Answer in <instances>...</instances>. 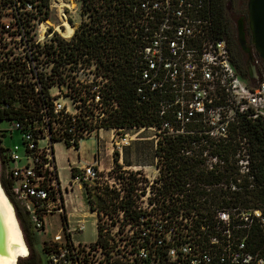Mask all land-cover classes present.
Segmentation results:
<instances>
[{
	"label": "built area",
	"instance_id": "built-area-1",
	"mask_svg": "<svg viewBox=\"0 0 264 264\" xmlns=\"http://www.w3.org/2000/svg\"><path fill=\"white\" fill-rule=\"evenodd\" d=\"M113 6L120 44L101 63L71 44L78 27L63 38L46 25L50 0H0V180L33 232L45 234L46 217L59 215L43 241L45 264H264L259 58L248 76L238 70L209 0ZM126 64L150 127L109 125ZM133 131L152 133L151 163H118ZM104 132L117 169L101 167ZM88 139L97 144L92 162L69 168L95 219L96 240L81 244L73 239L85 223L67 222L54 145L74 151ZM189 195L203 197L187 204Z\"/></svg>",
	"mask_w": 264,
	"mask_h": 264
},
{
	"label": "trees",
	"instance_id": "trees-1",
	"mask_svg": "<svg viewBox=\"0 0 264 264\" xmlns=\"http://www.w3.org/2000/svg\"><path fill=\"white\" fill-rule=\"evenodd\" d=\"M114 1L80 0L81 14L87 20L84 22L85 24L78 27L71 44L82 56L87 54L102 63L104 59H112L118 53L117 49L120 41L113 25L118 14L113 12L115 10ZM227 1L230 0H209L214 21L220 29L221 35L226 39L230 35L229 24L225 22L224 16L225 6H228ZM103 21H105L106 30L101 29L103 28ZM57 41L60 44H65L60 39H57ZM125 66L124 80L121 81L120 78H117L115 81L116 92L111 94V97L119 103V113L118 116L111 119L109 125L115 128L150 127L155 123V120L147 116V112L143 107L136 105L133 90L128 81L127 64ZM107 69L109 70V66H107ZM254 133H256L255 129ZM201 197L203 196L189 195L185 196L184 200L187 204L196 203ZM20 264H40V261L35 254H32L25 263Z\"/></svg>",
	"mask_w": 264,
	"mask_h": 264
},
{
	"label": "rangeland",
	"instance_id": "rangeland-1",
	"mask_svg": "<svg viewBox=\"0 0 264 264\" xmlns=\"http://www.w3.org/2000/svg\"><path fill=\"white\" fill-rule=\"evenodd\" d=\"M248 0H230L227 1L228 6H225L224 10V16H225V22L228 24H235V21L239 19L240 17H243V15L246 14V6H247ZM77 6H71V3H69L68 0H50V6L52 9L50 10L49 14V21L51 23V28L59 26V31L61 33V36L63 38H66V35H62V32L66 31L65 28H61V20L59 16V9H60V16H64L71 26L79 27L80 25L85 24L84 22L87 20L85 19V16L81 14V7H80V0H76ZM60 4V5H59ZM69 6V7H67ZM60 7V8H59ZM58 12V13H57ZM62 19V18H61ZM48 26V25H47ZM136 134V135H135ZM131 137H133V140L140 139V138H150L152 136V133L149 131H133L129 134ZM135 135V136H133ZM93 139H88L84 143L87 145V150H92L93 144L89 141ZM19 138L14 135L12 139L5 138L4 139V145L5 146H11L14 142H18ZM94 141V140H93ZM102 141L106 142L104 147V152L102 156V162L101 166L103 170H108L112 167H116L117 169L118 165L116 162L107 161V155L112 157V160H118V154L115 152H112V148L110 146V143L108 142V132L102 133ZM95 142V141H94ZM151 145V141L148 142ZM62 145L60 143H56L54 145V153L55 156H58L59 154L63 153L61 151ZM150 151V146H149ZM62 159L64 160L63 164H70L74 161V156L72 153H67V156H62ZM57 165V162H56ZM60 179L62 180V188H64V181H67V183L70 182V174L67 172H64L60 175ZM5 195L8 198V200L11 202L14 212L16 215V219L18 221L19 227L21 229L24 242L28 248L29 255L26 258L20 259L18 264L25 263L32 254H35L40 261V264H45L44 256L42 253V246L43 241L48 242L49 240H52V236L49 237L47 234H38L36 232H33L32 226L28 223L27 217L22 213L21 209L19 208L17 202L11 198L9 193L6 189H4ZM71 192H69L72 197H76L75 201L78 202V204H82V199L80 193H78L77 188H70ZM64 192V190H63ZM66 199V196L63 198ZM85 205V202H84ZM25 219V220H24ZM24 220V221H23ZM46 220L48 222V226H46V229L49 230V233L55 234L60 226V217L57 214H51L46 217ZM77 221H83L85 223V230L83 231L82 235L74 237L73 241L79 242L81 244H90L93 243L96 240V228H95V219L92 215H81L77 218ZM45 244V243H44Z\"/></svg>",
	"mask_w": 264,
	"mask_h": 264
},
{
	"label": "crops",
	"instance_id": "crops-1",
	"mask_svg": "<svg viewBox=\"0 0 264 264\" xmlns=\"http://www.w3.org/2000/svg\"><path fill=\"white\" fill-rule=\"evenodd\" d=\"M109 137V136H108ZM93 144L92 150H87V144L82 143L78 150H66L63 146L61 148V151L63 153L59 154L56 157V162H57V167L59 169L60 175L64 172H67L70 174V169L69 168H77L81 167L85 164H90L92 162V156L94 149L97 147V144L93 140H89ZM149 138H140L136 139L131 142L130 147L126 148L122 154L121 159L118 160V163H124L127 166H132L135 164H140V163H145L149 164L151 163V151H149V146L151 149V145L148 143ZM67 153H72L74 156V161L70 164H63L64 160L62 159V156H67ZM107 161L112 162V157L107 155ZM102 166V165H101ZM103 167V166H102ZM62 182V180H61ZM64 192H63V198L66 196V199H63V205H64V212L65 216L67 218L68 224H74L77 222V218L81 215L84 216L86 213L84 212V198H83V193L81 190V186L79 185H70L67 183V181H64ZM77 188L78 193L81 195L82 199V204H78L77 201L73 200L76 197L72 199L71 195L69 192H71L70 188ZM46 226H48L47 220H45V233L47 236L51 237L54 234L49 233V230L46 229Z\"/></svg>",
	"mask_w": 264,
	"mask_h": 264
},
{
	"label": "bare ground",
	"instance_id": "bare-ground-1",
	"mask_svg": "<svg viewBox=\"0 0 264 264\" xmlns=\"http://www.w3.org/2000/svg\"><path fill=\"white\" fill-rule=\"evenodd\" d=\"M60 9H59L58 17H60L61 20V28L63 27L66 30L65 32L64 31L62 32V35L64 34L68 37L69 34L71 33L72 26L63 15L60 16ZM46 25L51 26V23L47 21ZM0 213L6 231L7 249L9 251V257L7 259L1 258L0 264H16L17 257L26 258L29 255V251L24 242L23 235L19 227L18 221L15 217L13 207L10 204V201L7 199L5 193L1 189V186H0Z\"/></svg>",
	"mask_w": 264,
	"mask_h": 264
},
{
	"label": "flooded vegetation",
	"instance_id": "flooded-vegetation-1",
	"mask_svg": "<svg viewBox=\"0 0 264 264\" xmlns=\"http://www.w3.org/2000/svg\"><path fill=\"white\" fill-rule=\"evenodd\" d=\"M229 33L230 35L226 40L234 63L241 73L247 76L251 73L254 57H258L263 66L262 60L252 44V34L247 17V6L246 14L237 19L235 24H229Z\"/></svg>",
	"mask_w": 264,
	"mask_h": 264
},
{
	"label": "water",
	"instance_id": "water-1",
	"mask_svg": "<svg viewBox=\"0 0 264 264\" xmlns=\"http://www.w3.org/2000/svg\"><path fill=\"white\" fill-rule=\"evenodd\" d=\"M247 17H248L249 28L252 34V44L255 48V51L258 53L259 57L261 58L262 64L264 66V0H248ZM0 186L1 189L3 190L1 180H0ZM8 257H9V251L7 249L6 231L0 213V259L1 258L7 259ZM20 259L23 258L17 257L16 264H18V261Z\"/></svg>",
	"mask_w": 264,
	"mask_h": 264
}]
</instances>
